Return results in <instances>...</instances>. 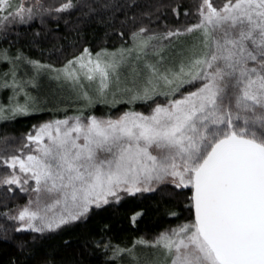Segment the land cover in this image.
Listing matches in <instances>:
<instances>
[{
  "label": "rangeland",
  "instance_id": "374dc122",
  "mask_svg": "<svg viewBox=\"0 0 264 264\" xmlns=\"http://www.w3.org/2000/svg\"><path fill=\"white\" fill-rule=\"evenodd\" d=\"M56 1L0 0V30L74 5V0ZM199 14L198 24L172 34L160 55L162 47L155 45L160 37L141 33L129 48L88 51L62 69L44 68L55 74L21 65L13 83L0 78V93L9 89L6 102L0 97V121L31 114L55 90L76 102L136 103L155 93L171 96L174 84L177 89L204 80L199 90L158 106L150 116L131 110L117 120L98 119L85 114L89 109L76 108L73 117L65 113L37 128L15 155L0 154V167L9 170L0 187L13 186L28 196L11 213L18 230L57 229L84 218L91 208L152 192L163 182L185 187L190 182L175 169L173 157L186 146L185 132L196 115L210 110L227 90L264 109V0H236L220 8L201 0ZM6 61L0 55L1 68ZM123 260L218 264L193 224L152 243L138 242Z\"/></svg>",
  "mask_w": 264,
  "mask_h": 264
},
{
  "label": "trees",
  "instance_id": "16d2710c",
  "mask_svg": "<svg viewBox=\"0 0 264 264\" xmlns=\"http://www.w3.org/2000/svg\"><path fill=\"white\" fill-rule=\"evenodd\" d=\"M234 1L213 0V4L220 8ZM200 5L201 0H74L73 7L62 13L0 30V55L9 62L2 66L5 71L0 67V78L13 83L21 65L55 74L44 68L62 69L88 51L98 54L129 48L141 33L160 37L155 42L158 49L162 47L160 55L174 39L172 34L198 24ZM203 84L199 77L177 89V84L170 85L175 89L171 96L155 93L136 103L118 100L116 107L115 101L100 99L76 102L55 90L31 114L0 121V154L15 155L37 128L56 116L73 117L76 108L89 109L85 114L98 119L117 120L131 110L150 116L158 106L183 99ZM8 93L9 89L0 93L4 102ZM230 135L264 145V109L236 90L221 94L210 110L196 115L187 127L186 146L173 157V165L185 172L189 185L163 182L152 192L91 208L84 218L53 230H18L11 213L28 196L13 186L0 187V264H129L123 260L125 253L138 242L152 243L183 225H195L194 171L212 147ZM7 174L8 168L0 167V178Z\"/></svg>",
  "mask_w": 264,
  "mask_h": 264
},
{
  "label": "water",
  "instance_id": "95a60500",
  "mask_svg": "<svg viewBox=\"0 0 264 264\" xmlns=\"http://www.w3.org/2000/svg\"><path fill=\"white\" fill-rule=\"evenodd\" d=\"M192 208L218 264H264V145L218 141L194 171Z\"/></svg>",
  "mask_w": 264,
  "mask_h": 264
}]
</instances>
